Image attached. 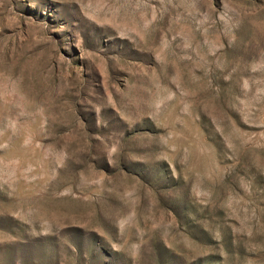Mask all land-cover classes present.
<instances>
[{
  "label": "rangeland",
  "instance_id": "374dc122",
  "mask_svg": "<svg viewBox=\"0 0 264 264\" xmlns=\"http://www.w3.org/2000/svg\"><path fill=\"white\" fill-rule=\"evenodd\" d=\"M0 264H264V0H0Z\"/></svg>",
  "mask_w": 264,
  "mask_h": 264
}]
</instances>
